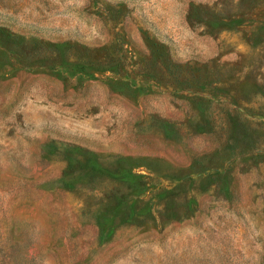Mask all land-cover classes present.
Returning a JSON list of instances; mask_svg holds the SVG:
<instances>
[{
    "label": "rangeland",
    "instance_id": "1",
    "mask_svg": "<svg viewBox=\"0 0 264 264\" xmlns=\"http://www.w3.org/2000/svg\"><path fill=\"white\" fill-rule=\"evenodd\" d=\"M0 264H264V0H0Z\"/></svg>",
    "mask_w": 264,
    "mask_h": 264
}]
</instances>
